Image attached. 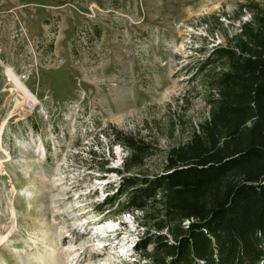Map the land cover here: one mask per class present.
<instances>
[{
    "label": "rangeland",
    "instance_id": "1",
    "mask_svg": "<svg viewBox=\"0 0 264 264\" xmlns=\"http://www.w3.org/2000/svg\"><path fill=\"white\" fill-rule=\"evenodd\" d=\"M247 3L264 9V0H0V264H45L49 255L72 264L66 250L96 244L93 230L111 241L96 264H152L135 253L140 214L96 212L123 181L97 167L120 169L127 156L104 130L154 147L122 176L163 173L168 151L208 117L201 77L193 75L208 55L202 49L226 44ZM6 67L36 106L17 104ZM82 208L91 212L90 231L74 228ZM118 225L131 238L107 235ZM72 231L86 242H63ZM115 236L124 247L114 248Z\"/></svg>",
    "mask_w": 264,
    "mask_h": 264
},
{
    "label": "trees",
    "instance_id": "2",
    "mask_svg": "<svg viewBox=\"0 0 264 264\" xmlns=\"http://www.w3.org/2000/svg\"><path fill=\"white\" fill-rule=\"evenodd\" d=\"M238 9V31L226 44L203 47L208 55L193 74L201 77L208 117L186 144L168 151L163 173L122 176L154 147L104 130L127 156L120 169L97 167L123 181L96 212L140 214L135 253L152 264H264V9ZM243 14L249 18L242 22Z\"/></svg>",
    "mask_w": 264,
    "mask_h": 264
},
{
    "label": "bare ground",
    "instance_id": "3",
    "mask_svg": "<svg viewBox=\"0 0 264 264\" xmlns=\"http://www.w3.org/2000/svg\"><path fill=\"white\" fill-rule=\"evenodd\" d=\"M6 74L10 78L9 80H11V84L14 86L16 92L18 93L17 104L18 105L26 104L28 108H33L34 106H36V104H38L37 97L29 90V88L25 85V83L21 80V78L14 73L13 69L6 67ZM4 125L5 122H2V124L0 125V142L3 135ZM4 162H5L4 160L0 161V165ZM89 214H91V212ZM115 238L116 239L112 241L114 248L117 247L118 245L124 247L126 243L123 244V241L121 240L122 238L116 236ZM3 239H4L3 237H0V243L3 241ZM62 240L63 242L68 241V244L70 245V244H77L80 242H86L85 241L86 237L84 236V234L75 235L74 231H72L68 236H64ZM93 240L94 238H92L91 240L89 239L88 245H86V247L82 249L79 253H76V250L74 249L67 251L68 256H72L76 253V255H74L76 260L75 264H96V262L103 260L104 257L101 254L102 252L101 250L103 249L95 245ZM92 244L95 245V247H93L92 250L89 251L86 250L87 246L89 245L92 246ZM55 260H56L55 257L49 255V257L44 259L43 262H45V264H58L55 262Z\"/></svg>",
    "mask_w": 264,
    "mask_h": 264
},
{
    "label": "built area",
    "instance_id": "4",
    "mask_svg": "<svg viewBox=\"0 0 264 264\" xmlns=\"http://www.w3.org/2000/svg\"><path fill=\"white\" fill-rule=\"evenodd\" d=\"M7 78H8V80H7V82H9V83H11V80H9L10 78L7 76ZM26 105V104H25ZM3 172V171H2Z\"/></svg>",
    "mask_w": 264,
    "mask_h": 264
}]
</instances>
